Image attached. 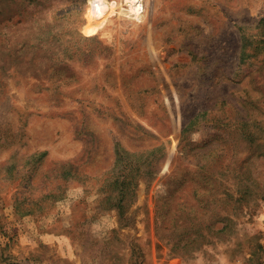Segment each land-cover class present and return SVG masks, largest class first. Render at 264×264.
Returning <instances> with one entry per match:
<instances>
[{
	"label": "rangeland",
	"instance_id": "1",
	"mask_svg": "<svg viewBox=\"0 0 264 264\" xmlns=\"http://www.w3.org/2000/svg\"><path fill=\"white\" fill-rule=\"evenodd\" d=\"M105 1L0 0V264H264V0Z\"/></svg>",
	"mask_w": 264,
	"mask_h": 264
},
{
	"label": "bare ground",
	"instance_id": "2",
	"mask_svg": "<svg viewBox=\"0 0 264 264\" xmlns=\"http://www.w3.org/2000/svg\"><path fill=\"white\" fill-rule=\"evenodd\" d=\"M133 2L132 9H140V0H131ZM96 5V10L99 15H103L106 9L108 8V4L105 0H94ZM135 11V10H134Z\"/></svg>",
	"mask_w": 264,
	"mask_h": 264
}]
</instances>
